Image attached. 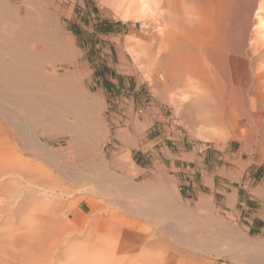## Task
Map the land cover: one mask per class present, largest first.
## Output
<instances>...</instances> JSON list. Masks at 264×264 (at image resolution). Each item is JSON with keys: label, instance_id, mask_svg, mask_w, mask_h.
<instances>
[{"label": "bare ground", "instance_id": "bare-ground-1", "mask_svg": "<svg viewBox=\"0 0 264 264\" xmlns=\"http://www.w3.org/2000/svg\"><path fill=\"white\" fill-rule=\"evenodd\" d=\"M102 1L124 20L141 23V48L131 49V55L141 65L148 82L157 80L158 87H154L157 93L179 97L175 98L177 101L172 98V102L182 105L186 112L195 110L197 117L189 113L190 120L200 119L203 130L226 127L234 139H255L252 130L257 111L255 114L250 111L260 109L257 114L260 111L264 114V0ZM1 5L0 10L10 20L2 24L0 18V264H55L59 258L63 259V238L78 235V230L69 223L68 214L80 203L89 206L93 220L79 253L72 251L71 255L68 250L66 255L71 260L82 252L84 264H103V258L108 256L104 254L106 247L111 243L106 247L99 244L103 232L108 231L113 236L128 237L134 243L130 246L127 242L135 257L127 264H160L155 255L162 248L171 254L161 264H213L206 258L211 253H217L216 258L227 262L264 264V244L239 236L244 255L232 249V253H219L218 246L223 243H211L208 235H202L207 242L203 243L197 234L190 233L192 245L188 244L189 232L184 230V225L182 228L173 222L170 212L173 206L167 195L160 197V203L156 193L148 197L149 202L143 201L145 187L114 176L97 156L87 155L89 159L84 160V153H79L82 168L89 172H73L60 162L65 155L63 151L51 149L42 138H35L33 120L38 125L46 122L53 128L50 130L56 137L54 140L63 139L67 148H72L79 138L77 152L88 151L91 155L96 152L102 134L97 133L93 114L96 110L80 86L82 81L79 85L69 80L63 85L59 78L65 65L61 63L57 68L55 63L61 60L72 63L77 58L71 37L59 25L49 27L47 23L45 32L34 33L32 25L13 21L11 16L16 9L9 1ZM50 109L60 116L52 117ZM66 109H86L90 114L88 126H80L78 119L66 123L63 119ZM10 126L21 130L22 140ZM261 131L260 135L264 129ZM68 132L71 134L67 135ZM42 133L40 136L44 138L48 132ZM84 135L90 138L89 143L81 142ZM76 191L82 193L81 197H75ZM119 191L135 196L142 203L134 213L136 220L114 221L117 213L107 205L108 201L124 205L125 198L118 195ZM144 217L154 220L149 223L142 220ZM164 219L169 222H162ZM193 237L203 244L196 240L192 243ZM102 253L106 257L100 263ZM76 257L78 260L72 262L79 264L81 257ZM108 258L105 263L109 260L113 263L115 258Z\"/></svg>", "mask_w": 264, "mask_h": 264}, {"label": "rangeland", "instance_id": "rangeland-1", "mask_svg": "<svg viewBox=\"0 0 264 264\" xmlns=\"http://www.w3.org/2000/svg\"><path fill=\"white\" fill-rule=\"evenodd\" d=\"M6 1H9L16 9L15 14L11 16L16 24H20V22L30 24L34 33L45 32L47 30L46 23L49 27L59 25L71 37L77 52L74 62L68 63L66 60H61L57 61L55 65L57 68H60L61 63L65 65L59 73V78L62 79L61 84L66 85L69 80L79 82V85L83 83L80 86L84 89L90 103L94 105L96 111L93 114L97 133L102 134L101 140L96 146L97 153L95 152L91 156L88 151L77 152L79 138L78 145L76 143L74 146L72 145V148H67L65 140H54L56 137L51 134L50 130L53 128H49L46 122L38 125L33 120L34 126L32 125L35 138H42V142L51 149L63 151L65 155L62 160L60 159L63 165L73 172L84 170L83 173H88L89 171L82 168V163L79 162V153H84L82 155L84 160L97 156L99 160L106 163L108 170L114 176L127 178L130 183L145 187L146 196L144 195L143 201L149 202V198L154 197V193H156L160 203V197L164 194L167 195L171 206H173L170 211L174 218L173 222L182 228L184 225V230L189 232V240L186 237L188 244H191V234L193 236L197 234L198 238L205 243L207 242L204 237L208 235L210 241L212 240L211 243L216 242L218 245L223 243L218 246L219 253L228 254L232 249L233 252L239 253L240 251L241 255L245 253L241 252L243 246L239 240L242 238L264 244V194L258 198H255L254 194L257 186L264 185V145L262 144L264 139L261 142L264 133L260 135L261 130L264 129V114H261V111V115L257 114L260 109H252L254 112L250 111L251 114H255V110L257 111L252 130L255 139L248 138L249 141L252 140V143L245 138L234 139L228 135L226 127L203 130L204 126L200 124V119L196 118L195 110L184 111L182 105L172 102L179 98L175 95H173L174 97L171 95L165 97L157 93L155 91V88L158 87L157 80L154 78L152 82H148L142 72L141 65L134 62L131 49L136 47L139 51L141 48L143 41L141 23L124 20L102 0H0V5L5 4ZM0 18H2V24H6L10 20L7 19L9 18L8 14L1 10ZM68 74L69 76H67ZM79 77H81L80 81ZM81 81L82 83H80ZM103 83L105 86L110 84L113 89L106 91ZM116 100H119L117 105L115 104ZM178 106L181 108L179 109ZM116 109H121V112L118 113V120L114 122L112 117ZM50 110L52 117L60 116L58 112L57 114L52 112L54 109ZM189 113L192 116L195 115L196 119L191 117L190 120ZM89 117L90 114L86 109H79V111L66 109V114L63 115L66 123L72 124L78 119L82 127L88 126ZM238 121H240L239 118ZM10 128L19 135L18 139L22 140L21 130L11 126ZM43 131L49 133L44 138L41 137ZM66 134L70 135L71 133ZM212 139L214 141H211ZM81 140L82 143L90 142V138L86 135L84 138L82 136ZM164 143L170 148L168 153L161 151ZM249 143L250 145H248ZM68 151L70 152L68 153ZM182 151L187 153V156L179 155ZM167 188L169 189L167 190ZM77 192L75 197H81L82 193L77 194ZM118 195L123 196L127 202L123 199L124 205L122 206L121 204H111L108 201V208L117 213L114 221L122 223L125 220L127 222L136 220L137 216L134 213L142 203L135 196L122 191H119ZM68 217L70 218H68L69 223L73 224H71L72 227L78 230V235L74 234V238V235L70 234L68 238L66 236L63 238L65 242L62 240L61 246H63L62 252L65 251V254L61 256L63 259H58L60 262L56 261L57 264L62 262V264H69L70 261L72 264L75 263V258L78 260L76 256L81 257L82 252L80 255H74L73 261L72 257H67L66 254L69 251H71V255L74 251L79 253V250L84 246V238L92 225V214H90L89 206L85 203L78 204L77 208L68 214ZM142 220L151 223L154 219L149 221V218L144 217ZM166 220L164 219L162 222H167L168 220ZM84 221L85 223H83ZM224 227L227 229L225 230ZM202 229L207 234L203 233ZM208 233L211 234L210 237ZM101 236V240L104 242L101 241L99 247L102 244L103 247H106L111 243L105 250L110 253L107 254L105 251L103 253L115 258L112 259L113 263L109 260L107 264L122 262L127 264L131 259H135L130 253L132 247L127 246L128 243L130 246H133L134 243L128 237L113 236L108 231H104ZM238 236L241 238L239 239ZM111 237L116 242L110 241ZM117 238L118 240H116ZM183 238L185 237L183 236ZM196 238L191 239L192 243ZM51 241L50 245L54 242ZM197 241L199 240L197 239L196 243H198ZM201 241L199 243L203 244L204 242ZM262 250L264 251V249ZM158 251L154 255L158 256L161 263L165 262L171 254L170 251L163 248ZM103 253L100 254L101 258L99 256L100 263L104 262L103 259L105 262L106 259H109L105 255L106 258L102 259ZM124 254H129V256ZM213 254L215 253L205 255L213 264H237V262L218 259L216 258L217 253ZM130 255L132 256L130 257ZM122 257L127 258L126 262ZM83 259L82 257L79 259V264L85 263ZM119 259H123V261L118 262ZM38 262L41 263L42 260Z\"/></svg>", "mask_w": 264, "mask_h": 264}, {"label": "crops", "instance_id": "crops-1", "mask_svg": "<svg viewBox=\"0 0 264 264\" xmlns=\"http://www.w3.org/2000/svg\"><path fill=\"white\" fill-rule=\"evenodd\" d=\"M107 77V76H106ZM106 79V78H105ZM106 80H108V79H106ZM111 85L110 84H107V86H105V84L103 83V87H105V90L107 91V90H109V89H113V88H111L110 87ZM121 109H116V112L113 114L114 116L112 117V120L115 122V121H117L118 120V113H120L121 111H120ZM142 113V112H141ZM164 137V136H163ZM167 139V138H166ZM159 142H162V140H159ZM169 146L168 145H166L165 143L163 144V146H162V149H161V151H163L164 153H168L169 152ZM177 155V154H176ZM179 155H181V156H187V153H185L184 151H182V152H180V154ZM179 159V158H178ZM257 190V193H255V191ZM255 191H254V194H255V198H258L259 196H261V195H263L264 194V185L262 186H257L256 188H255ZM249 199H251V198H249Z\"/></svg>", "mask_w": 264, "mask_h": 264}, {"label": "built area", "instance_id": "built-area-1", "mask_svg": "<svg viewBox=\"0 0 264 264\" xmlns=\"http://www.w3.org/2000/svg\"><path fill=\"white\" fill-rule=\"evenodd\" d=\"M115 104H116V105L119 104V100H116V101H115Z\"/></svg>", "mask_w": 264, "mask_h": 264}, {"label": "trees", "instance_id": "trees-1", "mask_svg": "<svg viewBox=\"0 0 264 264\" xmlns=\"http://www.w3.org/2000/svg\"><path fill=\"white\" fill-rule=\"evenodd\" d=\"M118 24H120V23H118Z\"/></svg>", "mask_w": 264, "mask_h": 264}]
</instances>
